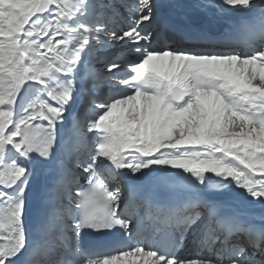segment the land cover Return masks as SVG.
<instances>
[{"label": "snow or ice", "instance_id": "6c2138e0", "mask_svg": "<svg viewBox=\"0 0 264 264\" xmlns=\"http://www.w3.org/2000/svg\"><path fill=\"white\" fill-rule=\"evenodd\" d=\"M124 7L0 0V264H264V215L224 212L264 207V0L186 5L240 18L214 36L158 0L98 19ZM240 29L260 46L238 50ZM115 46L102 75L94 54Z\"/></svg>", "mask_w": 264, "mask_h": 264}, {"label": "bare ground", "instance_id": "6f19581e", "mask_svg": "<svg viewBox=\"0 0 264 264\" xmlns=\"http://www.w3.org/2000/svg\"><path fill=\"white\" fill-rule=\"evenodd\" d=\"M99 3L103 4H120L124 3L125 7L120 8L119 13L116 16L111 15V10L106 9L104 15L98 17V19L103 20L108 24L109 27H123L126 26V20L128 16L127 5L132 4L135 0H98ZM158 2L162 5L160 9L162 15H167L170 17L171 21L176 26L184 27L187 33L194 35L199 32L208 33L212 30H220L221 31H232L233 26L237 24L240 20L239 17L233 16L230 13H218V10L213 8L209 9L207 12L193 10L191 8L186 7V5L192 4L196 2V0H158ZM240 32H243V29H240ZM214 36V34H212ZM217 35V34H215ZM252 35L240 34L239 40L245 42L244 44H240L241 42L238 40L236 43V47L240 51H247L258 48L260 46V41L255 42V48H247L246 44L250 42V38ZM61 37L57 36L56 39L59 40ZM47 39V37H45ZM172 47H189L191 46V42L188 43H180L173 42ZM63 47V45H61ZM121 49L119 46L115 47H105L102 50L97 51L93 60V67L102 75H108L105 70V64L111 59L115 58L117 55L121 54ZM126 51V50H125ZM103 89H101L102 91ZM50 99V98H49ZM55 104L54 101H51ZM78 110V109H76ZM75 111V110H74ZM68 115V113H66ZM46 124V122H44ZM68 124H71V117L68 121L65 122V128L67 129ZM90 135V134H89ZM66 166L71 167V165L67 164ZM75 171L79 174L81 172L80 169H75ZM57 176V172L54 169L51 173L42 174L37 171L36 176L34 178V189L38 190L40 187L47 185L51 187L55 177ZM149 182H144L142 188L144 189ZM225 208L232 215H242L250 222H258L259 218L264 215V207H261L258 201H253L251 198H232L225 205ZM38 216L39 213L37 211V205L34 203L33 211L28 218V226L30 224H38ZM189 243V241H188ZM193 251L192 244H190V250L184 252L185 255L191 254ZM138 259V258H132Z\"/></svg>", "mask_w": 264, "mask_h": 264}]
</instances>
